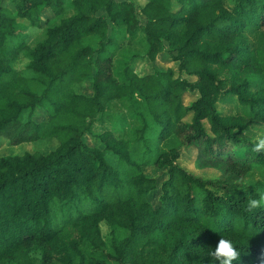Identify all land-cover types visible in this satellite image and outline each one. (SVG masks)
I'll list each match as a JSON object with an SVG mask.
<instances>
[{
  "label": "trees",
  "instance_id": "trees-1",
  "mask_svg": "<svg viewBox=\"0 0 264 264\" xmlns=\"http://www.w3.org/2000/svg\"><path fill=\"white\" fill-rule=\"evenodd\" d=\"M22 19L42 28L31 45ZM246 28L264 31V0H0V137L55 141L0 154V264H219L210 253L220 237L241 254L233 264H260L264 208L245 207L264 193V150L236 132L264 127V49ZM111 29L143 37L141 51L121 53L118 78ZM160 52L174 68L130 64ZM20 55L27 62L14 67ZM85 81L88 92L76 90ZM226 96L241 112L216 108ZM115 100L136 121L130 135L93 132ZM188 145L195 165L220 173L180 165ZM252 162L263 178L249 183Z\"/></svg>",
  "mask_w": 264,
  "mask_h": 264
},
{
  "label": "rangeland",
  "instance_id": "rangeland-1",
  "mask_svg": "<svg viewBox=\"0 0 264 264\" xmlns=\"http://www.w3.org/2000/svg\"><path fill=\"white\" fill-rule=\"evenodd\" d=\"M67 1V0H66ZM20 21L21 25H24L26 28L24 32L27 33L25 40L26 43L31 45L36 40L40 39L42 36V28L29 26L27 21L22 19ZM53 21V20H51ZM110 34H112L113 41L106 46V53L111 54L113 57L112 70L116 78H118V73L116 71L117 67L122 60V55L127 56L131 52L141 51V43H143V37L140 34L129 36L128 33L120 29H111ZM244 35L248 43L253 47H260L264 49V31L255 30L253 28H246L244 30ZM27 62V59L20 55L13 62L14 67L22 68ZM132 68L138 73L143 74L151 71L152 69H165L166 67L174 68L175 63L172 62L169 57L164 52L158 53L152 61H149L145 57H136L130 61ZM264 76V72H263ZM258 78L257 76L253 79L252 88L257 85ZM88 81L77 84L76 90L82 92H88ZM193 93L184 92L182 99L184 102L193 97ZM216 108L222 113H234L241 112L239 104L236 102L233 96H226L224 99L217 101L215 103ZM108 113L111 114L110 118L100 119L95 121L91 126L93 132H100L104 129H112V131L119 136H129L131 129L136 124V121L130 116V111L125 105V101L115 100L108 104L107 106ZM35 118L39 117L38 115L34 116ZM264 127L262 125H249L247 128L237 131L236 133L244 136L245 138L253 139L257 142L258 136H263ZM85 139L88 143H96V140L85 136ZM55 141L51 138L39 139L30 142H23L17 144H11L5 137H0V154L5 153H21L23 151H32L39 150L46 152L47 150L53 148ZM195 156V147L193 145H188L184 147L179 154L178 162L187 170L193 172V174L200 177H214L220 173L218 167L201 165L197 166L194 163ZM106 159L108 162H114L113 158L106 154ZM143 171L146 175L156 176L157 182L163 178V173L161 169H158L154 166L146 165L143 167ZM262 179L263 173L260 165L252 162L249 169L244 174V179L252 183L256 179ZM157 191L153 192L150 195V200L152 202L156 201ZM100 233L103 237L108 235V227L104 222L100 223ZM84 246V245H83ZM33 253V252H32ZM35 254V253H34ZM58 264V263H56ZM108 264H115L113 261H109Z\"/></svg>",
  "mask_w": 264,
  "mask_h": 264
},
{
  "label": "clouds",
  "instance_id": "clouds-1",
  "mask_svg": "<svg viewBox=\"0 0 264 264\" xmlns=\"http://www.w3.org/2000/svg\"><path fill=\"white\" fill-rule=\"evenodd\" d=\"M256 139L254 150H264V136H258ZM262 208H264V193H261L258 198H250L246 203L245 211L252 213ZM210 256L219 264H233L234 261H240L241 258V254L233 241L225 237H220ZM260 264H264V256L260 258Z\"/></svg>",
  "mask_w": 264,
  "mask_h": 264
}]
</instances>
